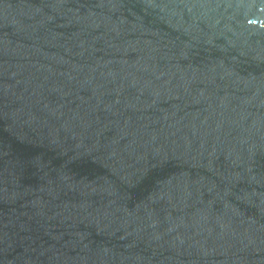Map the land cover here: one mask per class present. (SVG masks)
Listing matches in <instances>:
<instances>
[{
	"label": "water",
	"instance_id": "obj_1",
	"mask_svg": "<svg viewBox=\"0 0 264 264\" xmlns=\"http://www.w3.org/2000/svg\"><path fill=\"white\" fill-rule=\"evenodd\" d=\"M0 264H264V0H0Z\"/></svg>",
	"mask_w": 264,
	"mask_h": 264
}]
</instances>
